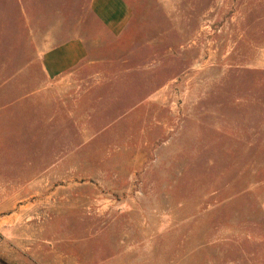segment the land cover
<instances>
[{
  "label": "rangeland",
  "instance_id": "obj_1",
  "mask_svg": "<svg viewBox=\"0 0 264 264\" xmlns=\"http://www.w3.org/2000/svg\"><path fill=\"white\" fill-rule=\"evenodd\" d=\"M131 2L66 101L39 54L89 0H0V264H264V0Z\"/></svg>",
  "mask_w": 264,
  "mask_h": 264
},
{
  "label": "crops",
  "instance_id": "obj_2",
  "mask_svg": "<svg viewBox=\"0 0 264 264\" xmlns=\"http://www.w3.org/2000/svg\"><path fill=\"white\" fill-rule=\"evenodd\" d=\"M88 9L100 29L99 36L74 34L46 46L39 54L46 84L66 101L85 94L80 88L86 84L88 73L112 65L118 49L127 50L137 42L132 39L137 25L131 0H89ZM145 42L150 44V40Z\"/></svg>",
  "mask_w": 264,
  "mask_h": 264
}]
</instances>
